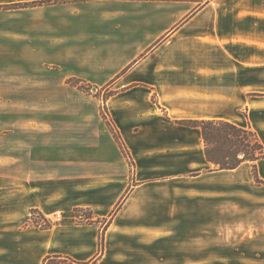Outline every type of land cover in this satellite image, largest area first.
<instances>
[{
  "label": "crops",
  "instance_id": "crops-1",
  "mask_svg": "<svg viewBox=\"0 0 264 264\" xmlns=\"http://www.w3.org/2000/svg\"><path fill=\"white\" fill-rule=\"evenodd\" d=\"M0 102V264H264L253 164L216 170L180 123L264 145V0H0Z\"/></svg>",
  "mask_w": 264,
  "mask_h": 264
},
{
  "label": "trees",
  "instance_id": "trees-1",
  "mask_svg": "<svg viewBox=\"0 0 264 264\" xmlns=\"http://www.w3.org/2000/svg\"><path fill=\"white\" fill-rule=\"evenodd\" d=\"M74 86L90 93L91 86H85L80 80L71 81ZM112 92L108 93V96ZM181 124L190 127H199L202 131L203 140L206 144V157L209 162L216 166V170H233L240 167L245 162L253 164V175L257 183H264L258 175L257 162L264 159V145L256 131L251 127L239 126L221 120H202V121H180ZM112 133L120 145L123 153L130 159V154L122 140L116 127L109 123ZM38 213L32 211L31 214ZM40 219L34 220V224L42 229L51 227V223L41 214ZM90 220V216H87ZM103 250V238L101 240ZM42 264H98L97 260L88 262H77L68 256L50 255L47 256Z\"/></svg>",
  "mask_w": 264,
  "mask_h": 264
},
{
  "label": "rangeland",
  "instance_id": "rangeland-1",
  "mask_svg": "<svg viewBox=\"0 0 264 264\" xmlns=\"http://www.w3.org/2000/svg\"><path fill=\"white\" fill-rule=\"evenodd\" d=\"M17 109L18 108V103H14V106H11V103H3V102H0V110H10V109ZM12 169H13V167H12ZM12 173V171L10 170L9 171V169H6V168H3L2 166H0V175L1 174H3V173ZM264 182V181H263ZM257 183V182H256ZM258 185H264V183H262V184H260V183H257ZM0 193L2 194L3 193V191H4V193L5 194H8V193H10L9 191H12V188H10L9 186V184L8 183H6V182H0ZM2 186H5L4 188L2 187ZM50 215H52V214H50ZM49 215V216H50ZM79 215H83V217H87V216H91V214H90V212L89 211H79L78 212V216ZM28 217H30V219H34V220H38V219H40L41 217H40V215L38 214V213H35V214H31L30 213V215L28 216ZM51 217V216H50ZM57 217H59V218H57ZM62 215H55V217H54V221H61V219H62ZM29 219V218H28ZM49 221H51V222H53V220L52 219H50ZM33 222V221H32ZM88 222H91L90 220L88 221ZM25 223H27V219H25V220H22L21 221V226L22 227H26V225H25ZM102 227H103V224H102ZM8 247V246H7ZM11 253L14 255V254H18V253H16V244H12V242H11ZM28 253L30 254V256H33V257H35L36 259L38 258V257H36L37 256V254H36V251L35 250H30V251H28Z\"/></svg>",
  "mask_w": 264,
  "mask_h": 264
}]
</instances>
